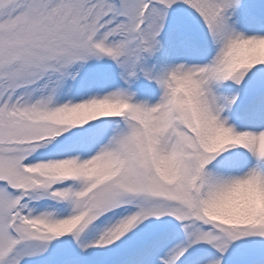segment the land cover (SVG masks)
<instances>
[{"label": "snow or ice", "instance_id": "1", "mask_svg": "<svg viewBox=\"0 0 264 264\" xmlns=\"http://www.w3.org/2000/svg\"><path fill=\"white\" fill-rule=\"evenodd\" d=\"M0 264H264V0H0Z\"/></svg>", "mask_w": 264, "mask_h": 264}]
</instances>
